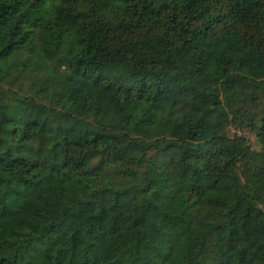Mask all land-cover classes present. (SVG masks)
Here are the masks:
<instances>
[{
  "label": "trees",
  "instance_id": "16d2710c",
  "mask_svg": "<svg viewBox=\"0 0 264 264\" xmlns=\"http://www.w3.org/2000/svg\"><path fill=\"white\" fill-rule=\"evenodd\" d=\"M0 264H264V0H0Z\"/></svg>",
  "mask_w": 264,
  "mask_h": 264
},
{
  "label": "rangeland",
  "instance_id": "374dc122",
  "mask_svg": "<svg viewBox=\"0 0 264 264\" xmlns=\"http://www.w3.org/2000/svg\"><path fill=\"white\" fill-rule=\"evenodd\" d=\"M245 135L250 140L251 147L254 148V149H256L258 147V144L256 143L253 135H250V134H245Z\"/></svg>",
  "mask_w": 264,
  "mask_h": 264
}]
</instances>
